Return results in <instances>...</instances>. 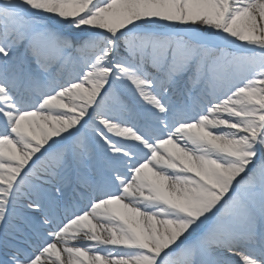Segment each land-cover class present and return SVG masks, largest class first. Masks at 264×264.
Masks as SVG:
<instances>
[{
    "label": "snow or ice",
    "instance_id": "snow-or-ice-1",
    "mask_svg": "<svg viewBox=\"0 0 264 264\" xmlns=\"http://www.w3.org/2000/svg\"><path fill=\"white\" fill-rule=\"evenodd\" d=\"M0 264H264V0H0Z\"/></svg>",
    "mask_w": 264,
    "mask_h": 264
}]
</instances>
